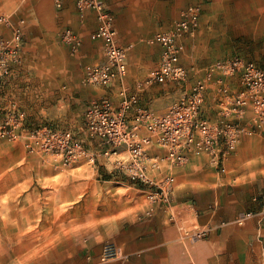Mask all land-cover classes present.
<instances>
[{
    "label": "crops",
    "instance_id": "1",
    "mask_svg": "<svg viewBox=\"0 0 264 264\" xmlns=\"http://www.w3.org/2000/svg\"><path fill=\"white\" fill-rule=\"evenodd\" d=\"M198 1L202 3L198 28L182 39L184 49L179 58V64L187 70L186 79L139 88L137 84L160 60V45L147 44L146 40L169 30L180 10ZM105 2L115 16L117 44L126 50L127 69L122 79L106 86L83 82L85 67L104 61L101 43L90 39L96 24L93 11H86L81 20L75 0H61L60 8L55 7L53 0H28L30 12L23 28L20 62L13 64L9 75L0 81L1 117L23 111L24 130L45 123L67 128L83 140L86 149L99 154L94 163L81 159L73 165L71 170L80 178H91L99 166L106 173L116 171L117 162L128 155L124 146L105 155L106 148L99 140L88 139L83 122L90 102L107 97L117 108L123 98L137 95V104L126 114L129 125L133 124L136 107L163 114L191 92L212 63L225 59L221 56L227 45L220 41L221 32L209 26L211 17H216L210 10L228 6L234 21L264 22V0ZM65 27L81 38L76 54L71 55L59 39L58 33ZM9 34L7 27L0 28V37ZM241 89L238 77L214 72L206 82L199 116L219 122L223 101ZM251 116L247 109L244 122L249 123ZM138 134L143 137L147 132L141 128ZM143 148L150 158L165 156L153 141ZM146 165V174L154 181L173 177L171 210L160 205L150 216H144L147 203L135 199L132 187L120 181H103L106 194L117 198V207L108 212L107 218H101L100 233L89 240L84 260L75 258L68 264H264V131L240 139L224 163V172L210 165L206 154L190 156L181 166L170 165L166 159L161 160L158 169L152 170L148 160ZM130 200L135 204L131 205ZM172 210L185 224L207 230V235L196 241L184 237L171 222ZM246 210H253L254 215L243 225L236 224L237 215ZM106 243L120 247L125 256L102 261V246Z\"/></svg>",
    "mask_w": 264,
    "mask_h": 264
},
{
    "label": "built area",
    "instance_id": "2",
    "mask_svg": "<svg viewBox=\"0 0 264 264\" xmlns=\"http://www.w3.org/2000/svg\"><path fill=\"white\" fill-rule=\"evenodd\" d=\"M56 8L61 7V0H53ZM75 8L81 18L86 11H93L95 28L90 39L102 45L104 61L100 64L87 65L83 82L86 85L106 86L115 79H122L126 74V50L117 44L115 16L105 0H75ZM202 13L200 1L186 5L173 22L172 27L157 32L148 38V44L161 47L160 60L145 79L137 84L145 89L153 84L168 81L182 82L187 77V70L179 64L183 51L182 39L191 36L198 28ZM10 31L8 37H0V81L6 78L13 64L20 62L24 20H14L10 15H0V28ZM61 40L68 45L70 53L77 52L81 45L79 36L69 27L60 33ZM223 76H236L242 86L234 97H226L222 103V119L212 123L199 116L200 107L206 88V82L214 72ZM138 102L137 95L123 98L117 108L107 97L90 102L84 111V130L89 140H99L106 148L103 154L124 146L128 152L124 160L117 162L116 169L132 182L144 185L147 203L146 214L151 215L157 206L172 208L173 177H161L157 181L146 174L147 160L150 168L158 169L162 159L170 165H184L190 156L206 154L210 165L224 172V163L243 136L264 131V66L252 59L236 53L223 60L212 63L205 76L191 88V92L171 104L163 114L136 107L133 124L129 125L126 114ZM252 116L249 123L244 122L246 110ZM8 113L0 116V140L15 139V129L21 126L24 112L13 117ZM144 128L147 135L141 137L138 131ZM154 142L162 148L165 156L150 158L143 145ZM26 146L30 150L52 154L61 158L64 166H71L81 159L94 163L99 155L85 148L83 140L77 139L71 130L35 129L30 131ZM254 215L253 210L240 212L235 222L243 225ZM178 213L170 211L171 222L176 224L184 237L192 241L203 239L207 230L185 224ZM120 247L106 243L102 246L100 259L123 258Z\"/></svg>",
    "mask_w": 264,
    "mask_h": 264
},
{
    "label": "rangeland",
    "instance_id": "3",
    "mask_svg": "<svg viewBox=\"0 0 264 264\" xmlns=\"http://www.w3.org/2000/svg\"><path fill=\"white\" fill-rule=\"evenodd\" d=\"M29 8L28 0H0V15L17 16L24 20V26ZM228 10V6L210 10L216 17H211L209 26L221 32L220 41L227 45L221 57L239 53L264 64V22L234 21ZM60 33V41L70 52ZM19 112L10 115L16 117ZM25 118L24 113L21 126L14 128L15 139L0 140V264H68L75 258L84 260L89 240L100 233L101 218H107L108 212L117 207V198L106 194L103 181H120L132 187L138 202H146L145 186L127 179L117 169L106 173L100 166L94 168L91 178H80L71 170L75 163L64 166L58 156L30 150L26 146L30 131L69 129L45 123L24 130ZM130 203L134 205L135 201Z\"/></svg>",
    "mask_w": 264,
    "mask_h": 264
},
{
    "label": "bare ground",
    "instance_id": "4",
    "mask_svg": "<svg viewBox=\"0 0 264 264\" xmlns=\"http://www.w3.org/2000/svg\"><path fill=\"white\" fill-rule=\"evenodd\" d=\"M192 224V223H191ZM190 225V224H189Z\"/></svg>",
    "mask_w": 264,
    "mask_h": 264
}]
</instances>
